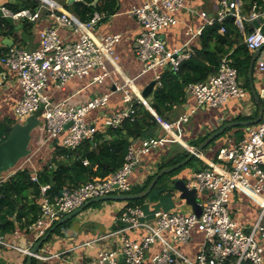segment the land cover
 <instances>
[{
  "label": "built area",
  "instance_id": "2783aa9c",
  "mask_svg": "<svg viewBox=\"0 0 264 264\" xmlns=\"http://www.w3.org/2000/svg\"><path fill=\"white\" fill-rule=\"evenodd\" d=\"M53 6L51 1L41 2L34 11L24 8L12 12L0 5L4 16H11L15 20H35L39 18L40 10L45 8L55 22V26L40 31L38 48L27 50L10 47L0 62L5 69L15 73L21 88V97L14 106L16 121L22 122L27 116L38 113L46 140L62 136V146L73 149L87 139H92L97 132L98 126L89 121L87 115L94 109L105 107L109 93L94 95L82 105L64 102L53 104L43 92L44 88L49 80L55 82L57 87H64L72 77L83 78L93 70L98 71L91 76L92 83H102L110 75L104 60L107 58L114 63L119 59L114 46L120 34L96 36L92 31L101 18L100 14L95 12L91 19L83 22L72 18L64 10L57 12ZM183 7L184 0H148L133 6L129 11L142 27L137 38L136 56L142 64L143 72L158 67H167L177 72L190 57L188 46L168 48L160 34L165 26L177 22L175 12ZM234 8L235 0H222L221 9L209 21L222 22L230 12L236 15L237 12L232 11ZM200 15L205 16V12ZM247 19L259 22V26L253 28L244 39L245 45L255 52L264 43V10L259 12L254 4ZM59 26L72 27L74 32H78L77 40L64 42L58 33ZM220 30L225 31V27L222 26ZM256 66L264 75V56L257 59ZM158 77L159 74L156 75ZM188 87L197 105L210 107L223 106L245 94L237 68L230 64L226 56L222 57L216 72L208 75L205 80L190 83ZM132 98L126 95L125 101L130 102L129 106L104 120L107 127H117L125 118L133 119L136 108L131 104ZM142 103L167 133H172L174 125L182 118L185 119L182 117L175 122H166L143 98ZM166 141L165 137L157 136L138 140L136 145L128 147L122 166L108 178L90 180L73 189H65L53 199L46 196L49 184L42 185L43 198L39 214L28 229L36 231V238H39L53 223L88 200L129 193L133 187L129 178L140 164L141 156L152 148L165 146ZM220 158L224 165H211L195 171L187 182L188 188L195 191L196 200L201 206L199 215L192 210L152 208L148 212L142 206H126L118 217L120 227L96 239L101 241L112 237L114 241L111 246H103L98 250L95 264H226L228 260L231 264H263L264 247L259 238L264 239V94L259 121L249 127L247 135L235 147L222 152ZM26 161L19 167L21 162L17 169L24 168ZM13 173L1 174L0 182L7 180ZM31 180L37 181V176L32 174ZM235 191L246 194L259 206L257 219L249 229L240 225L230 213V198ZM129 232H133L134 236L131 237ZM196 232L202 233L203 242L195 258L191 259L181 252L180 246L188 244ZM0 243L5 242L0 239ZM20 250L30 253L27 248ZM72 263L83 264L78 260Z\"/></svg>",
  "mask_w": 264,
  "mask_h": 264
},
{
  "label": "crops",
  "instance_id": "0c3cea01",
  "mask_svg": "<svg viewBox=\"0 0 264 264\" xmlns=\"http://www.w3.org/2000/svg\"><path fill=\"white\" fill-rule=\"evenodd\" d=\"M3 1L5 0H0V5ZM48 1L53 2V7H55L57 12L61 13L64 10L72 18L85 22L81 20L74 11L65 6V4H71L74 0H40V2ZM145 1L148 0H113L114 12L112 14L105 15L96 12L101 15V18L97 20L95 24V29L92 31L96 36L120 34V39L114 46L119 59L114 63L107 58L104 60L108 70H110V75L106 77L102 83H92L91 76L98 71L93 70L91 74L83 78L72 77L66 82L65 86L61 88L57 87L55 82L49 80L43 91L53 104L64 102L71 105H82L88 102L94 95L109 93L108 104L103 108L90 111L87 115V119L98 126L97 132L105 133L106 139H110L107 134L108 130L115 127H107L104 124V120L114 112L124 110L129 106L130 102L125 101L126 95L133 97V103L131 102V104L136 108L133 116L134 118L138 113L135 101L144 106L142 103L143 98L148 102L150 108L153 109L150 100L152 99L154 90L161 86L162 78L170 79L171 74L173 75L175 73L167 67H158L156 70H148L146 72L142 71V64L136 56L137 38L142 31V27L136 17L130 14L129 11L133 6L141 5ZM221 1L222 0H184V7L175 12L177 22L175 24H169L161 30L160 34L166 46L168 48L188 46L191 50V57L194 53V48L200 44L199 37L201 33L208 25L212 24L209 19L216 17L217 12L221 9ZM235 2L236 8L232 11H236L237 13L234 15L230 12V15L238 17L236 22L242 32L247 26L253 29L252 22L247 19L251 8L249 11H244L242 0H235ZM254 4H256L259 12L264 10V0H255L253 1V5ZM201 12H205V16L200 15ZM48 13L49 12L45 8H42L39 18L35 20L24 18L32 23L31 31L28 34L23 33L21 19H14L13 22L16 21L15 29L18 36L21 37L22 34L26 35L22 37L21 44L15 43L13 35H5L2 33L4 30L0 32V59L10 47H20L27 50L38 48L40 31L46 27L55 26L54 20ZM262 21L263 19L261 22ZM58 33L64 42H74L78 38V32H74L72 27L59 26ZM6 38L13 42L12 45L8 46L5 44L4 40ZM239 43H244L243 36L239 42L234 38V43L231 45L229 51L223 55L229 59L230 64L232 62L230 54ZM260 56H264V48L255 58L252 72L253 85L257 95H260L264 90V75L256 66L257 59ZM157 74H159L158 78H156ZM238 77L241 85L245 89L244 96L239 99H232L223 106L210 107L206 105H197L196 99L191 93L188 84L186 87L184 86L179 90L178 101H166L159 104L161 115H158L153 109L162 120L169 123L178 121L182 117H185V119H180L181 121L174 125L172 133H167L163 125L156 119L154 114L151 113L157 123L154 127L147 129L145 137H165L167 139V144L158 148H152L141 156L140 164L134 169L129 178L131 183H133V187L143 184L149 176H153L157 173L158 164L163 162L166 158H169L176 151L173 144H178L191 152L224 124L237 121L244 122L257 117L259 112L258 102L251 93L249 85L245 87L243 85V78L241 76ZM247 78L249 80L248 71ZM153 79H157L158 81L156 80L151 94L147 97H142V90ZM20 97L21 88L15 73L12 70L5 69L0 62L1 124L6 125L8 121L17 122L14 116V106ZM260 102L262 105V98ZM35 114H37L42 121L40 114ZM41 125L37 126L33 131L30 143L32 153L28 156V160L25 163L32 174L36 176H38L45 166L51 164L53 157L58 159L63 157L61 154L56 153V148L75 150L85 142L80 143L73 149L64 147L61 144L62 136L55 140H46ZM251 125L253 124H236L226 128L196 153L195 155L206 164L204 168L211 165H224V161L220 158L222 152L235 147L240 140L247 135ZM142 138L144 137L130 138L128 147L136 145V142ZM201 138L204 139L195 145L194 143ZM93 146L95 147V144H93ZM83 163L87 164L88 160L83 159ZM194 172L195 171L190 168H183L175 175L185 179L187 183ZM171 194H175L172 199L174 204L173 207L165 208V200H160V198L157 201L147 199L145 202V204H148L147 211L151 212L152 208L174 210L184 206L188 209L183 211L191 210L184 199L180 198L179 193L173 192ZM126 206L133 205H126L125 201L120 200H102L92 203L86 208L87 212L90 214H85L86 212H83L84 209L81 213L71 218L72 220L70 219L71 221L68 227H61L57 230L59 227L57 226L51 231L47 240L40 245L36 253L32 256L31 264H73L72 262L76 260L83 262V264H95L94 258L97 256L98 250L103 246H111L114 241L112 237L105 238L101 241H96V239L120 227L118 217ZM258 208V204L242 192L235 191L231 195L229 203L230 213L240 225L245 226V229H249L256 221ZM58 221L53 223L46 232ZM29 225L20 227L19 223L15 220V227L13 230L6 233L0 232V239L5 242L3 244L0 243V264H26L28 255L31 254V248L46 234L45 232L42 236L36 238L37 232L28 229ZM128 234L131 237L134 236L133 232H129ZM259 241L264 247V239L259 238ZM202 242V233L196 232L193 239L188 244L180 246V250L189 258L194 259L195 255L200 250ZM21 248L29 249L30 253L22 252L20 250ZM36 255H42L48 258L41 259ZM33 260L34 263H32Z\"/></svg>",
  "mask_w": 264,
  "mask_h": 264
},
{
  "label": "trees",
  "instance_id": "16d2710c",
  "mask_svg": "<svg viewBox=\"0 0 264 264\" xmlns=\"http://www.w3.org/2000/svg\"><path fill=\"white\" fill-rule=\"evenodd\" d=\"M253 1L255 0H242L243 10L249 11ZM40 4V0H13V2L5 0L1 5L12 12H17L24 8L34 11ZM65 6L74 11L84 21L89 20L94 12L105 15L114 12L113 0H74L71 4H65ZM237 19L238 17L228 15L222 22L214 21L208 25L201 33L199 37L200 44L194 48L193 55L181 64L179 71L173 75L171 74L170 79L162 78L161 86L154 90L150 100L152 108L158 115H161L160 103L178 101L179 90L184 86L205 80L209 74L216 72L223 55L229 51L234 43V38L239 42L242 36L245 39L246 35L252 31L247 26L242 32L236 22ZM20 21L23 33L28 34L31 31L32 23L24 18ZM15 26V22H8L4 18H0V32L4 30L5 32L2 33L5 35H13L15 43L21 44L22 37L26 35L22 34L19 37ZM222 26L225 27L223 32L220 30ZM262 30L264 32V25ZM230 57L232 59L231 64L237 68L238 76L243 78V85L248 87L247 71L253 58L252 51L245 43H239L230 54ZM135 105L138 108L136 116L132 120L125 118L119 126L110 128L107 132L110 139H106L105 133L97 132L92 140H86L75 150L56 148V153L61 154L63 157L61 159L53 157L51 164L40 171L37 181L31 180L32 172L29 168L17 169L26 157L10 169L9 171H14V173L7 180L0 182V232L6 233L13 230L15 220L20 227H26L35 221L43 198L41 186L50 184L51 176L54 177V184L46 190V196L53 199L65 189H73L90 180H104L120 168L130 144V138L145 137L147 129L154 127L157 123L151 112L143 105H140L137 101H135ZM14 123V121H8L6 125L0 123V142L8 136ZM203 139L201 138L194 144H198ZM93 144H95V147ZM173 145L176 151L158 164V171L181 161L189 155L190 152L187 149L178 144ZM83 159H87L88 163L84 164ZM205 166L206 164L195 155L185 165L170 173L163 174L147 196L127 200L125 201L126 205H138L148 210L145 204L147 199H150V197L155 198L157 193L161 195L168 190L166 186H170L172 177L177 172L183 168L198 171ZM154 175L149 176L143 184L132 187L129 193L143 192ZM71 220L60 225L57 230L61 227H68ZM32 263H34V260ZM226 264H231V261H226Z\"/></svg>",
  "mask_w": 264,
  "mask_h": 264
},
{
  "label": "water",
  "instance_id": "95a60500",
  "mask_svg": "<svg viewBox=\"0 0 264 264\" xmlns=\"http://www.w3.org/2000/svg\"><path fill=\"white\" fill-rule=\"evenodd\" d=\"M11 2L13 0H10ZM0 18H4L8 22H13L14 19L11 16H4L0 9ZM261 18L260 20H262ZM259 22L254 20L252 22V27H258ZM264 33V32H263ZM5 44L10 46L12 45V41H10L8 38L4 40ZM264 48V43L255 51L253 52V59L250 62L249 70H248V77L250 80L249 88L251 90V93L255 96V99L258 102L259 106V112L256 118L248 121H237V122H229L224 124L222 127H220L217 131L212 133L210 136H208L203 142H201L193 151L190 152V154L182 159L181 161L164 167L161 170H159L152 180L149 182L147 187L144 189L141 193H123V194H111L106 196H101L97 198H92L85 202L82 206L74 209L72 212L67 214L65 217L60 219L46 234L41 237L31 248V254L28 255L26 264H31L32 256L36 253L40 245L47 240L49 234L51 231H53L57 226H60L64 222L70 220L77 214L81 213L84 209H86L88 206H90L92 203L99 202L102 200H120V201H127V200H135L138 198H143L147 196L152 189L154 188L156 182L158 179L163 175L170 173L173 170L178 169L179 167L185 165L196 153H198L203 147H205L210 141H212L217 135H219L221 132H223L226 128L234 126L236 124H255L259 121L261 118L262 113V105H261V98L264 94V90L261 92L260 95H257L254 89L253 80H252V72L253 67L255 63V58L258 56V54L261 52V50ZM156 83V79L151 80L142 90L141 95L142 97H147L149 94H151L153 87ZM42 121L39 119L37 114L33 113L29 116H27L24 121L22 122H15L9 131L8 136L0 142V175L3 173H6L13 167H15L19 161L22 158H25L29 156L32 153V149L30 147V143L32 140L33 131L37 126L41 125ZM54 184V177H50V184L49 186H52ZM173 187V189L179 193V196L181 199H184L187 205L190 206L191 210L199 215L201 212V206L198 204L195 196V191L193 189H189L186 183V180L183 178H179L176 175L172 177L171 183L169 184Z\"/></svg>",
  "mask_w": 264,
  "mask_h": 264
},
{
  "label": "rangeland",
  "instance_id": "374dc122",
  "mask_svg": "<svg viewBox=\"0 0 264 264\" xmlns=\"http://www.w3.org/2000/svg\"><path fill=\"white\" fill-rule=\"evenodd\" d=\"M16 22V21H15ZM27 160V159H26ZM26 160H24V161H22V163L19 165V167L20 166H22L23 165V163L26 161ZM25 167H27V165H24ZM167 188H168V190H166L164 193H162L161 195L159 194V193H157V195H155V198H151L150 197V200L151 201H157L159 198H160V200H165V204H166V207L165 208H169V207H173L174 206V204H173V196L175 195V194H171V193H173V192H176L174 189H173V187L172 186H166ZM171 190V191H170ZM148 204H146V206H147ZM133 206H135V205H133ZM155 209V208H154ZM180 209H182V210H186V209H188L186 206H184V207H181ZM85 214H90L89 212H87V209H85L84 211H83Z\"/></svg>",
  "mask_w": 264,
  "mask_h": 264
},
{
  "label": "clouds",
  "instance_id": "9594fccd",
  "mask_svg": "<svg viewBox=\"0 0 264 264\" xmlns=\"http://www.w3.org/2000/svg\"><path fill=\"white\" fill-rule=\"evenodd\" d=\"M25 159H26V158H25ZM25 159H24V160H25ZM9 172H10V171H9ZM3 174H5V173H3Z\"/></svg>",
  "mask_w": 264,
  "mask_h": 264
}]
</instances>
